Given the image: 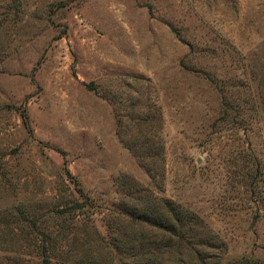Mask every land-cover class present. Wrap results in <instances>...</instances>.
Instances as JSON below:
<instances>
[{
  "label": "rangeland",
  "instance_id": "rangeland-1",
  "mask_svg": "<svg viewBox=\"0 0 264 264\" xmlns=\"http://www.w3.org/2000/svg\"><path fill=\"white\" fill-rule=\"evenodd\" d=\"M128 194L200 222L161 264H264V0H0V264L64 202L59 253L129 263L110 241L160 232Z\"/></svg>",
  "mask_w": 264,
  "mask_h": 264
},
{
  "label": "trees",
  "instance_id": "trees-1",
  "mask_svg": "<svg viewBox=\"0 0 264 264\" xmlns=\"http://www.w3.org/2000/svg\"><path fill=\"white\" fill-rule=\"evenodd\" d=\"M134 193H137V191H134ZM78 196L83 197L80 192H78ZM127 196L132 200L133 205L128 208L127 203L122 201L119 203L120 210L118 212L132 221L141 222L148 225L151 230L160 232V239L158 241L139 242L136 245L134 239H128L127 236H123L122 240L112 239L110 245L115 253L118 255L126 254L131 259L129 263L124 264H161V262H158L160 254L171 253L173 249H179L183 245L190 247L192 244L198 243V239L194 236V228L195 226L201 227L194 214L182 210L166 199L161 200L160 206L151 207L147 204L141 205L137 198H133L129 194ZM84 200L86 199L84 198ZM81 207L77 202L72 204L64 202L59 207L49 211L47 214L58 218L59 221L65 224L58 226L54 234H51L46 226H42L41 223L39 225V221L33 217L25 216L21 219V224H23L21 239L32 250L28 256L34 259L36 257L39 259L40 264H51V260L55 257L59 258V264H93L92 260L72 261L71 263L66 258L69 251L64 249L62 254L59 253L55 241V239L61 238L66 242L67 237L71 234L73 222L77 218L75 212H78L77 210ZM108 228L110 227L108 226ZM62 230H66V232ZM206 241L200 242L201 244L209 243ZM62 245L65 247V244ZM56 250L57 253L55 254ZM175 253L178 254L179 252L175 251ZM195 253L199 255L197 256L198 260L203 264H206L205 261L208 257L211 258V255H202L197 249H195ZM12 261L13 264H17V259Z\"/></svg>",
  "mask_w": 264,
  "mask_h": 264
}]
</instances>
